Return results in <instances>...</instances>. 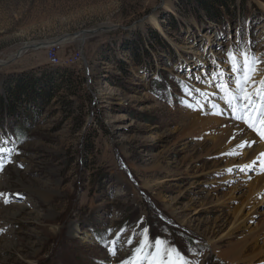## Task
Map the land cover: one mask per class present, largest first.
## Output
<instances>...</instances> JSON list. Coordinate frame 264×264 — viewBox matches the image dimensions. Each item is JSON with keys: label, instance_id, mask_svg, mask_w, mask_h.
Masks as SVG:
<instances>
[{"label": "rangeland", "instance_id": "rangeland-1", "mask_svg": "<svg viewBox=\"0 0 264 264\" xmlns=\"http://www.w3.org/2000/svg\"><path fill=\"white\" fill-rule=\"evenodd\" d=\"M211 4L0 0V148L11 150L0 155L9 201L0 196V264H120L144 229L146 251L159 238L199 264H241L225 254L264 226V188L247 198L264 167L242 172L251 162L237 155L228 166L212 149L211 125L224 114L211 113L226 104L208 73L215 59L232 76V52L238 65L259 61L253 80L264 79V0ZM58 39L59 59H82L70 92L44 108L47 47ZM36 44L48 45L14 59ZM238 207L246 216L231 232ZM108 229L134 232L133 245L112 256ZM258 241L264 250V234Z\"/></svg>", "mask_w": 264, "mask_h": 264}, {"label": "snow or ice", "instance_id": "snow-or-ice-1", "mask_svg": "<svg viewBox=\"0 0 264 264\" xmlns=\"http://www.w3.org/2000/svg\"><path fill=\"white\" fill-rule=\"evenodd\" d=\"M228 61L230 63V69L232 76L226 77L225 70L218 67L220 61L213 60L212 63L216 68L215 71L208 73L209 82L208 86L219 89L223 96L226 108H222L219 111H214L211 114L222 116L225 111L229 112L230 118L236 122L238 132L233 135V140L237 141L235 148L226 153L225 155H237L235 149L243 150L246 147L251 148L256 143L255 137L245 139L248 131L255 133L261 141H264V79L259 81L257 85L253 80V77L257 74L255 65L259 63L254 57H248L244 55V62L242 65H238L235 62V57L232 52L228 53ZM191 76V71L189 70ZM234 77V78H233ZM231 80L235 84V90L233 91L229 84L225 81ZM199 91V90H197ZM207 96V93H201ZM190 95V93H186ZM191 107V105H188ZM213 109L217 108L216 104L212 105ZM244 125L240 128L239 125ZM7 143V141H3ZM11 150L0 148V155L5 152L10 153ZM11 162V161H9ZM264 167V152L259 153L257 159L252 160L250 164L240 168V171L253 170L257 165ZM4 162L0 161V171L4 169ZM23 167V165H20ZM229 172L232 169H228ZM16 197L20 198V193H13ZM0 196L5 197L4 203L9 201L5 193H0ZM109 240L111 245L107 250L112 256H117L120 251L118 244L126 243L127 245H133V237L135 233L129 235L125 229H119L115 233L111 229H108ZM144 236L139 241V246L135 247L133 256L128 260H121L120 264H199L198 261H190L186 258V253H182L175 247H164L165 241L157 238L155 239L154 251H146L150 247L148 243V229H144Z\"/></svg>", "mask_w": 264, "mask_h": 264}, {"label": "bare ground", "instance_id": "bare-ground-1", "mask_svg": "<svg viewBox=\"0 0 264 264\" xmlns=\"http://www.w3.org/2000/svg\"><path fill=\"white\" fill-rule=\"evenodd\" d=\"M75 36H76V34H75ZM78 36H80V35H78ZM78 36H76V37H78ZM57 42L62 43L59 40H57ZM37 45H40V47L36 48ZM47 45L48 44H36V45H29V46H34L35 48L32 50H36V49L46 48ZM27 50H31V49H25L24 48L22 51H19L16 55L20 56V53H22L23 51H27ZM205 118L202 122L205 121ZM208 121H212V120L208 119ZM208 121H206V123H204L203 125L208 124L209 123ZM213 122H219V123H212L214 125L209 124V125H211L209 138L212 137V138H210L212 140V143H213L212 149L217 151L219 156L220 155L225 156L226 153H229L230 151H232L235 148L237 141L233 140V135H235L238 132V127L235 126L236 122L230 118L228 111H225L222 119H220L219 121H216V118H215L213 120ZM205 127H206V125H205ZM239 127L243 128L244 125L241 124V125H239ZM208 134H209V131H208ZM252 137H255V136L249 130L247 135L245 136V139H249ZM255 140H256V143H254L251 148L246 147L243 150H240L238 148L235 149L236 152L239 153L237 155L240 156V158H241L240 164L243 163L242 161L251 162L252 160H255L258 158L259 153L264 152V143L259 142V140L256 137H255ZM237 155H226V157H225V158H227L226 159V165L229 166V165L235 163L236 159H239L238 157H236ZM263 188H264V177L256 179L255 182L251 183V187L249 189V194L247 197L248 200L251 201V200H253L252 197L253 198L257 197V195H255V194H257L258 191H261ZM234 190H236V188ZM233 215L235 216L234 217L235 223L233 224V227H232L233 229L231 232H234L235 230H237L238 223L241 222L242 219L246 216V214H244V212H243L242 207H238L235 210ZM253 231H254V229H253ZM249 232H248V234H249ZM258 232H259V230H258ZM258 232L254 231L248 235V238H245L242 241H240L236 244H233L231 247H229V250L226 252L225 256L226 257L232 256L233 259L238 258V261H240L242 259L243 261L241 260V264H245V263H247V264H264V250H263V248H261L257 244L259 242L258 241L259 235H261V233L264 234V226L262 227L260 232L259 233ZM249 249L251 250L252 255H250V257L247 259V257L244 256V254ZM236 264H239V263H236Z\"/></svg>", "mask_w": 264, "mask_h": 264}, {"label": "trees", "instance_id": "trees-1", "mask_svg": "<svg viewBox=\"0 0 264 264\" xmlns=\"http://www.w3.org/2000/svg\"><path fill=\"white\" fill-rule=\"evenodd\" d=\"M208 4L212 3L210 6H213L218 0H207ZM71 66L68 65H59V66H51L46 68V72L43 74L44 81L46 83L45 91L42 95L41 107L48 108L57 96L62 95L65 90L66 92H70L71 90V75L72 71L70 69ZM122 68V67H121ZM21 80L10 81L7 84V89H10ZM72 94V95H70ZM70 96H73L74 93H70ZM69 104V103H67Z\"/></svg>", "mask_w": 264, "mask_h": 264}, {"label": "built area", "instance_id": "built-area-1", "mask_svg": "<svg viewBox=\"0 0 264 264\" xmlns=\"http://www.w3.org/2000/svg\"><path fill=\"white\" fill-rule=\"evenodd\" d=\"M63 48V43L54 42L50 44L49 47H47V60L50 66H59V65H68L71 66V64L77 60L82 59V52H79L76 59L71 61L61 60L59 57H57V54L61 51Z\"/></svg>", "mask_w": 264, "mask_h": 264}, {"label": "water", "instance_id": "water-1", "mask_svg": "<svg viewBox=\"0 0 264 264\" xmlns=\"http://www.w3.org/2000/svg\"><path fill=\"white\" fill-rule=\"evenodd\" d=\"M101 29H97V30H94V31H82V32H80V33H77L76 34V36H78V35H88V34H90V35H92V34H94L95 32H98V31H100ZM73 36H75V35H73ZM62 39V38H61ZM61 39H58V40H61ZM57 41V40H56ZM40 47V45H37L36 46V48H39ZM25 49H34L35 47L34 46H26V47H24ZM24 48H21V50L20 51H22ZM19 56L18 55H16V57L14 58V59H17ZM3 64V63H2ZM2 64H0V66L2 65ZM3 65H6V64H3Z\"/></svg>", "mask_w": 264, "mask_h": 264}]
</instances>
